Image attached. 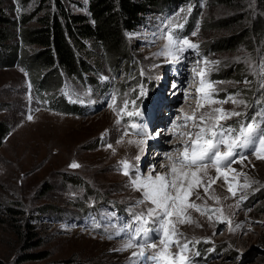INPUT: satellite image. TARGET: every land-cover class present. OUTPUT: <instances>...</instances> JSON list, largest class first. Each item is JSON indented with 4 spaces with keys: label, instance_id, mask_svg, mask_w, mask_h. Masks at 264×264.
Here are the masks:
<instances>
[{
    "label": "rangeland",
    "instance_id": "374dc122",
    "mask_svg": "<svg viewBox=\"0 0 264 264\" xmlns=\"http://www.w3.org/2000/svg\"><path fill=\"white\" fill-rule=\"evenodd\" d=\"M40 1L5 0V9L10 16L20 20L25 14L31 16ZM82 1L87 4L86 0ZM214 1H198L201 17L187 36L176 35L177 29L174 27L188 15L191 16L195 0L174 5L163 12L148 13L137 29L127 33V38L135 48L133 52L138 63L137 70L129 72L124 67L114 74L112 68L106 66L105 71L98 72L97 79L100 76L102 81H114L115 85L105 92L100 88L87 89L84 82L77 83L67 75L62 81L63 87H50L40 92L33 80L36 72L27 70L19 61L18 64L13 61L0 67V121L9 126V133L0 147V264H20L21 258L31 252L46 256L45 259L36 261L42 264H132L131 253L138 249L120 250L127 237L117 236L115 233L132 222L130 209L140 211L146 206H136L141 193L130 186V179L134 178L133 170H130L129 176H125L120 161L134 163L144 177L149 174L153 177L156 174H165L153 173V166L157 164V167L163 162L162 159L154 160L155 149L148 152L144 143L128 141L143 140L146 143L144 132L147 121L151 122L153 119L148 105L159 106L154 100L160 96L165 97V106L159 117H169L170 114L172 117L173 114L168 131L174 129L176 132L171 136L168 133L160 134L159 126L158 133L154 134L156 137H149L161 140L164 145L188 139L179 134L188 132L192 127L191 122L184 127V117L191 116L196 108L197 93L192 86L196 84L199 77L196 73L201 69L207 67V76L217 72L218 79L211 83L215 88L212 98L224 101L233 96L246 102V107L231 102L212 105L213 108L222 107L229 112L245 113V116L233 117L225 123L229 124L244 117H256L264 112V87H261L260 74V65L264 63V38L259 42L254 36V47L260 51L259 55L252 52L242 38L231 47L217 52L207 48L209 44L222 38L242 35L246 21L252 22L256 15H264V5L260 4V0H250L248 8L241 9L242 6L231 7ZM247 1L249 0H241V3L246 4ZM71 5L72 9L80 11L74 2ZM51 8L53 10L55 7ZM41 13L43 12L38 14ZM246 13H249L247 18ZM224 19L239 20L230 27L204 26L205 22L218 25ZM33 24L35 23H29ZM169 27L173 29L175 38H186L198 47L188 49L185 46L183 53L172 48L171 55H161L166 43L164 35ZM193 32H196L195 36L192 35ZM16 40H20L19 35ZM174 56L178 59H173ZM205 58L219 63L206 66ZM223 69L225 72H222ZM241 70L243 73L240 77L243 79H239ZM136 71L138 74L133 78L132 74ZM140 74H145L149 81L154 80L150 89H143L145 93L149 91V94L155 91L152 103L145 102L132 110L127 107L126 111L139 112L145 108L140 116L129 117L121 113L120 123L117 124L116 111L109 107L112 104V95L117 97L115 107H123V101L129 100V92L133 86H129L125 96L119 99L118 82L124 80L128 84L136 83L138 77L140 80L143 78ZM249 74L258 85L248 96L251 89V80L247 76ZM207 84L209 83L206 82L205 85ZM236 88L239 90H235ZM156 92L160 94L156 96ZM52 94L53 102L57 106L62 105L60 100L64 98L65 103L77 104L84 111L69 112L64 106L53 110ZM80 100L83 103L78 102ZM200 102H205L203 94ZM207 110L209 109L206 105L201 111ZM29 115L31 120L28 119ZM133 123L140 125V128L131 129L130 125ZM154 131H157L156 126ZM108 145H112V148ZM179 150H183L182 143L169 152L178 156ZM165 151L161 150L163 153ZM137 156L140 157L138 161L135 159ZM244 156L246 159L242 163L237 161L231 167L237 173H245L254 182L251 187L238 189L234 198L227 192V186L222 179L213 186L216 195L221 197V204L225 214L230 216L233 227L237 224L240 227L230 232L226 222L217 223L214 217L210 223L206 216L192 210L190 212L193 219L203 227L187 223L178 225L179 231L188 240L202 241L210 238L212 241L207 244L210 250L201 258L194 255L195 244L190 245L191 251L187 255L191 256V264H264V160L257 159L251 152ZM147 160L149 163H146ZM73 162L80 166L71 168ZM169 169L170 166L167 172ZM209 174L216 175L211 168ZM232 175L234 174L229 175L230 179ZM240 182L243 183V176L240 177ZM200 194L204 195L203 189H200ZM245 194L247 199L236 209V200ZM226 196L228 199L225 200ZM82 198L87 199L88 205H92L95 199L104 201L99 209L80 215V207L84 202L78 204V199ZM116 202L123 204L125 211L127 210L124 222L119 225H116L113 215L118 207ZM207 204L219 207L211 199H207ZM229 205L233 207L229 208ZM31 233L34 241L38 242L33 249L25 246V237ZM151 243L160 247L159 240L152 239ZM168 251L175 253L177 248L170 246Z\"/></svg>",
    "mask_w": 264,
    "mask_h": 264
},
{
    "label": "trees",
    "instance_id": "16d2710c",
    "mask_svg": "<svg viewBox=\"0 0 264 264\" xmlns=\"http://www.w3.org/2000/svg\"><path fill=\"white\" fill-rule=\"evenodd\" d=\"M86 1L87 4L85 5L82 0H41L31 16L25 14L22 19L18 20L7 13L5 0H0V67L6 63H13V61L18 64L17 61H19V64L27 70L36 72L33 80L40 92L50 87L59 89L65 75L72 77L77 83L82 84L84 82L87 89L99 90L100 88L107 90L115 85L114 81H102L100 76L97 79L98 72L105 71L106 66H110L114 74L124 67L129 72L137 70L138 63L133 52L135 48L132 47L127 38V33L137 29L145 21L148 13L163 12L174 5L187 3L189 0ZM198 1L195 0L194 2L191 16L188 15L180 22L184 26L182 29L176 30V35L187 36L193 30L195 22L201 17V11L198 10L200 5ZM73 2L80 8V11L72 9L71 3ZM250 2L249 0L245 4L241 3V0L214 1V3H222L231 7L235 5H238L237 7L242 6L241 9L248 8ZM259 2L264 5V0ZM238 3H241V5ZM52 6L55 7L53 10ZM40 11L43 13L39 15ZM248 14L246 13V18ZM237 21L224 19L218 25L205 22L204 26L208 25L211 28L218 26L230 27L237 24ZM30 22L35 24L29 25ZM246 22V28L243 27L242 35L236 34L229 38H222L209 44L207 48L217 52L226 47H231V45L238 42L239 38H242L241 40L246 43L247 47L259 55L260 51L254 47V36L259 42L264 38V15H256L254 21L249 22L248 20ZM17 35L20 36L18 41L16 40ZM222 72H225V70L223 69ZM242 73V70L239 71V79H243L240 77ZM137 74L138 71L133 72V78ZM247 76L251 80V89L247 93L249 96L255 91L258 84L251 74ZM140 77H143L142 80L138 77L136 83L128 84L124 80L118 82L119 99L125 96L131 85L133 88L129 92V103L133 99L139 102L142 100L147 102L151 99L149 91L144 92L142 96L140 92L141 88L144 89V87L150 89L154 80L149 81L145 78V74H140ZM211 79L213 81L218 79L217 72L211 74ZM52 84L53 86H51ZM235 90L239 89L236 88ZM53 100L54 96L52 94L51 108L53 110L61 109V106H64L69 112L79 113L82 110L84 111V108L77 104L65 103L63 99L60 100L62 105L57 106ZM8 133V124L0 121V147ZM86 200L85 198L78 199V204L84 202L80 207V215H86L95 209H99L104 201V199H95L92 205H88ZM116 203L121 211L127 212L123 204ZM33 238V233L25 237L26 248L33 249L38 245V242L34 241ZM207 244L204 242L196 244V252L200 253V258L209 249ZM45 258L46 256L31 252L21 258L20 264H42L36 261Z\"/></svg>",
    "mask_w": 264,
    "mask_h": 264
},
{
    "label": "snow or ice",
    "instance_id": "6c2138e0",
    "mask_svg": "<svg viewBox=\"0 0 264 264\" xmlns=\"http://www.w3.org/2000/svg\"><path fill=\"white\" fill-rule=\"evenodd\" d=\"M191 9H188L190 11ZM182 27V25H178ZM193 36L196 32L192 33ZM166 43L161 55H171V49L183 53L187 46L188 49H196L198 46L186 38H175L173 29L169 27L164 35ZM173 59H178L174 56ZM205 65L216 64L218 61L204 60ZM195 72V69H193ZM207 71L201 69L196 73L200 77V87L196 89L197 104L191 116L184 117V127L191 122L192 127L187 133H180L181 136L187 135L188 139L183 140V150L179 155L173 158L171 154H166L171 161L170 169L167 174H151L142 176L136 165L128 160L120 161V165L125 176L130 175V170L134 178L130 179V186L141 193V198L136 201V206L145 205L140 211L135 208L130 209L132 222L119 229L115 235L126 236L127 241L120 250L137 248L138 251L131 253L132 264H191L190 245L197 243H211L209 239L188 240L183 232L179 231L178 225L195 224L203 227L198 221L194 220L190 210L206 216L211 223L215 217L217 223H227L229 231L234 232L240 225L233 227L229 215L225 214L224 206L221 204V197L216 195L214 185L221 179L227 186V192L236 197L238 189H246L254 183L250 181L243 172L237 173L231 165L237 161L243 162L246 156L242 155L245 150L251 152L257 159L264 160V112L247 121L237 120L236 127L226 125L224 122L233 117L245 116L240 111H227L222 107H211L231 102L233 104L244 105V100L229 96L226 100L220 101L212 98L215 94L214 85L209 83L205 85L204 77ZM260 74L262 76L261 87H264V63L260 65ZM104 79H107L106 77ZM247 83V81H245ZM201 94H203L204 103H201ZM140 95H144L141 88ZM188 95V93H185ZM83 103L82 100L78 101ZM135 104V102H132ZM117 97L112 95V107L117 114V124L120 123L121 113L129 117L142 115L139 111H126L129 101H123V107L116 108ZM208 106L207 111H201ZM199 113V115H198ZM31 120V115L28 116ZM132 129L140 128V125L133 123ZM143 130L141 129V132ZM129 143L143 144L145 141H128ZM112 148V145H108ZM223 149V150H221ZM115 151V149H113ZM137 161L139 156L135 158ZM179 165V168L177 167ZM80 165L73 162L70 167L78 168ZM213 169L215 176L209 174V169ZM154 171V169H153ZM234 175L229 177V174ZM243 176V183L240 177ZM235 181V184H233ZM203 189L204 195L200 194ZM194 197V199H193ZM211 199L219 207H212L207 204V199ZM228 199V197H224ZM247 195H241L235 204L238 209ZM202 201V203H197ZM232 208V205L228 206ZM215 234V233H214ZM160 241V247L151 243L153 237ZM110 238H112L110 236ZM170 246H175L177 252L170 253ZM147 249V250H146ZM194 255L199 256L196 252Z\"/></svg>",
    "mask_w": 264,
    "mask_h": 264
},
{
    "label": "bare ground",
    "instance_id": "6f19581e",
    "mask_svg": "<svg viewBox=\"0 0 264 264\" xmlns=\"http://www.w3.org/2000/svg\"><path fill=\"white\" fill-rule=\"evenodd\" d=\"M193 86H194V84H193ZM192 86V87H193ZM195 89V88H194ZM165 106V105H164ZM171 112V111H170ZM186 113V112H185ZM160 115H162V113L160 114ZM174 116H173V114H172V117H171V114L169 115V117H166L165 115H163V116H161V117H159V119H161V122H162V124H163V129L161 128V133L160 134H165V135H167V133L169 134V136H171L173 133L175 134V132H176V130H174V129H172L171 131H168V129H169V127H170V124H171V118H173ZM181 121V120H180ZM160 128V127H159ZM183 130H181V132H182ZM187 133V132H186ZM180 135V134H179ZM186 137H187V135H185ZM147 137V139H146V143H144L145 144V148L146 149H148V152L150 151V150H152V149H155L154 151L156 152V154L154 155V160H160V159H162L163 160V162H161V164H159L157 167H156V165H154L153 166V169H154V171H153V173L154 172H158V173H160V172H162V173H165V174H167L168 172H167V169L169 168V166L171 165V161L169 162V159L167 158V155L166 154H171L172 156H173V158H174V154H172L171 152H169L170 150H175V148H178V146L179 145H181V143L182 142H180L179 143V141L176 143V144H171V145H164L163 144V142L161 141V140H159V139H152V138H150V137H148V136H146ZM148 141L150 142V143H148ZM157 144H158V146H160V147H158L157 146ZM161 150H166L164 153L163 152H161ZM176 151H178V150H176ZM180 151V150H179ZM164 155H163V154ZM145 160H146V156H145V158H144ZM144 160V161H145ZM168 160V161H167ZM146 163H149V161L147 160V162ZM153 164H155L154 162H153ZM143 165H144V163H143ZM144 167V166H143ZM177 167H179L178 165H177ZM231 174V173H230ZM229 174V175H230ZM148 176V175H147Z\"/></svg>",
    "mask_w": 264,
    "mask_h": 264
}]
</instances>
